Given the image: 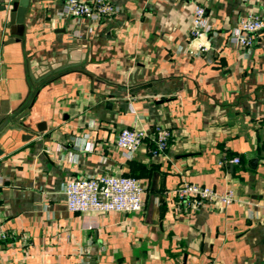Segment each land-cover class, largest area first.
I'll return each mask as SVG.
<instances>
[{"label":"crops","instance_id":"0c3cea01","mask_svg":"<svg viewBox=\"0 0 264 264\" xmlns=\"http://www.w3.org/2000/svg\"><path fill=\"white\" fill-rule=\"evenodd\" d=\"M110 1L112 14L87 19L30 0L19 35L0 0V124L28 104L23 125L0 131V264H264V31L248 48L232 38L264 0ZM158 124L171 139L155 156ZM124 127L149 133L132 157L116 144ZM104 173L139 177L144 208L70 211L66 181ZM183 180L236 200L181 202Z\"/></svg>","mask_w":264,"mask_h":264},{"label":"built area","instance_id":"2783aa9c","mask_svg":"<svg viewBox=\"0 0 264 264\" xmlns=\"http://www.w3.org/2000/svg\"><path fill=\"white\" fill-rule=\"evenodd\" d=\"M115 11L110 0H66L64 12L73 18L96 19L106 17ZM264 31V15L249 13L242 17L239 26L232 34L233 40L241 47H251L255 34ZM209 25L206 10L200 3H195L190 39L196 44L199 54L207 52L211 45L208 40ZM152 155L166 152L171 139V130L164 125H156L153 130ZM149 133L135 127L122 128L117 136L116 144L127 157H132L145 143ZM86 147H91L86 144ZM239 162V157L234 158ZM2 179H0V184ZM179 201H187L195 206L206 202H219L230 205L236 200L232 187L217 190L209 185L183 180L173 190ZM67 207L77 213L135 212L144 208L145 187L139 177L130 174H99L94 177H73L64 185ZM10 234L0 226V239ZM207 264H219L215 260Z\"/></svg>","mask_w":264,"mask_h":264},{"label":"water","instance_id":"95a60500","mask_svg":"<svg viewBox=\"0 0 264 264\" xmlns=\"http://www.w3.org/2000/svg\"><path fill=\"white\" fill-rule=\"evenodd\" d=\"M12 23L14 24L15 34L21 35L24 30V19L27 8L30 4V0H12ZM33 93H31L29 100L32 98ZM28 100V101H29ZM27 103L21 106L19 109L10 113L7 118L0 124V131L11 121H15L19 125H23L24 123V115L27 112ZM20 128L21 126H17ZM40 127V125H39ZM29 136H32L31 134ZM2 153V149H0V154ZM256 160H254L255 162Z\"/></svg>","mask_w":264,"mask_h":264}]
</instances>
